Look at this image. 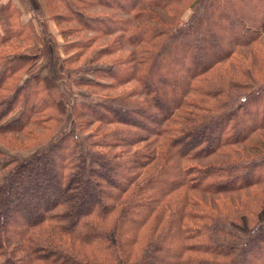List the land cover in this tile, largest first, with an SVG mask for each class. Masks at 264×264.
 Here are the masks:
<instances>
[{
  "label": "trees",
  "instance_id": "1",
  "mask_svg": "<svg viewBox=\"0 0 264 264\" xmlns=\"http://www.w3.org/2000/svg\"><path fill=\"white\" fill-rule=\"evenodd\" d=\"M42 2L0 4V264H264V0Z\"/></svg>",
  "mask_w": 264,
  "mask_h": 264
},
{
  "label": "rangeland",
  "instance_id": "2",
  "mask_svg": "<svg viewBox=\"0 0 264 264\" xmlns=\"http://www.w3.org/2000/svg\"><path fill=\"white\" fill-rule=\"evenodd\" d=\"M104 11H106V13H109L108 10H104ZM188 15H189V11L184 14L183 20L186 19V17ZM52 27L55 30V32L52 33L54 35L53 38H55L56 45L59 47L61 45V43H62V39H61V37L57 33L58 32L57 31L58 27H56V25L54 24V22L52 23ZM36 31H37V33L39 32L38 29ZM34 40L35 39H32L33 42L32 43H29V45L24 48V50L27 51L28 53H33L32 51H37V50H33V49H38L40 47V44L37 42V40H35V41ZM49 57H51L50 54H49ZM51 62H52V57H51V61L49 59L46 60L44 57L38 58V60L36 61L37 65H38L37 72H39L42 75H45L46 72H50L53 75H55L54 68H53L54 65ZM59 84H60V86L62 88V91L64 92V96L67 97V98H69L70 97V94H69V91L66 89V87L64 85V82L61 80V81H59ZM72 89L75 90V91L77 90L76 88H72ZM2 148L4 150H6L7 152H9L10 154H12V155H27L30 152V151H10L9 149H7L5 147H2ZM259 217L260 218H264V211L263 212H260Z\"/></svg>",
  "mask_w": 264,
  "mask_h": 264
},
{
  "label": "crops",
  "instance_id": "3",
  "mask_svg": "<svg viewBox=\"0 0 264 264\" xmlns=\"http://www.w3.org/2000/svg\"><path fill=\"white\" fill-rule=\"evenodd\" d=\"M7 0H0V4ZM20 9L21 23H27L30 20L34 21V11H37L42 6V0H10ZM53 21L45 14L41 18V25L45 33H53L55 30L52 27ZM46 28V29H45ZM47 30V31H46Z\"/></svg>",
  "mask_w": 264,
  "mask_h": 264
}]
</instances>
